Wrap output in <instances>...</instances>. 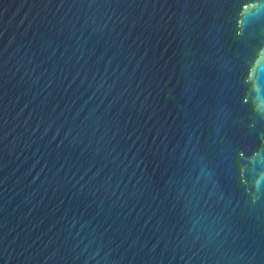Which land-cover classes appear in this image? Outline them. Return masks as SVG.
<instances>
[{
    "label": "water",
    "instance_id": "1",
    "mask_svg": "<svg viewBox=\"0 0 264 264\" xmlns=\"http://www.w3.org/2000/svg\"><path fill=\"white\" fill-rule=\"evenodd\" d=\"M0 264H264V0H0Z\"/></svg>",
    "mask_w": 264,
    "mask_h": 264
}]
</instances>
